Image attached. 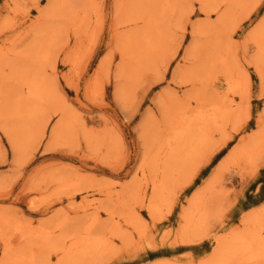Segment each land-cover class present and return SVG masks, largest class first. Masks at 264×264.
<instances>
[{"label": "rangeland", "instance_id": "obj_1", "mask_svg": "<svg viewBox=\"0 0 264 264\" xmlns=\"http://www.w3.org/2000/svg\"><path fill=\"white\" fill-rule=\"evenodd\" d=\"M253 239L264 0H0V264H240Z\"/></svg>", "mask_w": 264, "mask_h": 264}, {"label": "bare ground", "instance_id": "obj_2", "mask_svg": "<svg viewBox=\"0 0 264 264\" xmlns=\"http://www.w3.org/2000/svg\"><path fill=\"white\" fill-rule=\"evenodd\" d=\"M248 247L251 251V255L246 259V261L240 264H259L260 261H264V244L260 239L252 240ZM24 261V260H22Z\"/></svg>", "mask_w": 264, "mask_h": 264}, {"label": "snow or ice", "instance_id": "obj_3", "mask_svg": "<svg viewBox=\"0 0 264 264\" xmlns=\"http://www.w3.org/2000/svg\"><path fill=\"white\" fill-rule=\"evenodd\" d=\"M231 145H229V147H230ZM227 151V148L226 149H224V151L223 152H221L218 156H216L215 157V159H213V161L211 162V165H214L219 159H220V157L222 156V155H224V152H226ZM211 165H210V167H211ZM198 182V181H197Z\"/></svg>", "mask_w": 264, "mask_h": 264}]
</instances>
